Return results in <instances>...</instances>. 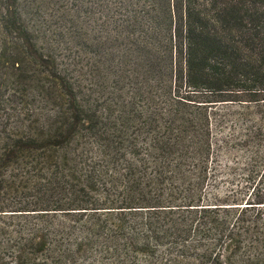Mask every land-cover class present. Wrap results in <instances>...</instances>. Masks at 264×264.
Masks as SVG:
<instances>
[{"label": "rangeland", "instance_id": "374dc122", "mask_svg": "<svg viewBox=\"0 0 264 264\" xmlns=\"http://www.w3.org/2000/svg\"><path fill=\"white\" fill-rule=\"evenodd\" d=\"M143 2L10 0L96 113L95 127L75 141L73 170L52 183L65 207L87 208L2 212L0 244L11 264L18 246L32 257L26 264H207L204 249L216 240L198 228L200 212L152 215L140 205H264L257 203L264 201V100H220L171 73L145 74L140 32L152 11H142ZM14 81L3 64L0 113L54 110L33 98L27 79ZM11 172L2 199L32 204L50 186L30 171ZM258 207L260 215L242 213L245 221L264 220ZM237 216L226 213L227 226Z\"/></svg>", "mask_w": 264, "mask_h": 264}, {"label": "trees", "instance_id": "16d2710c", "mask_svg": "<svg viewBox=\"0 0 264 264\" xmlns=\"http://www.w3.org/2000/svg\"><path fill=\"white\" fill-rule=\"evenodd\" d=\"M1 2L0 67L9 64L14 82L27 79L33 98H41L54 110L45 113L41 107L0 113V186L12 179L14 169L46 177L50 183L38 191L32 204L2 199L0 188V214L87 208L65 207L55 199L58 187L52 183L73 170L75 141L95 127L96 113L78 97L68 75L57 67L54 54L39 44L22 12L12 11L10 0ZM141 9L152 11L140 32L145 74L165 77L171 73L175 81L191 89L203 88L207 96L220 100H264V0H144ZM149 202L140 207H147L152 215L172 214L177 209L201 213L198 228L203 225V235H214L216 240L204 249L207 264H264V220L245 221L242 214L255 209V215H260L263 207L258 206L264 205ZM226 213L238 214L236 225L227 226ZM38 244L42 245L41 239ZM31 258L25 247L18 246L12 263L26 264ZM0 264H11L1 244Z\"/></svg>", "mask_w": 264, "mask_h": 264}]
</instances>
